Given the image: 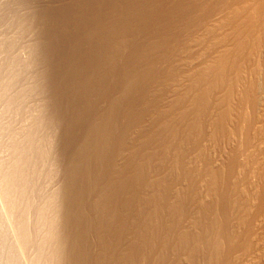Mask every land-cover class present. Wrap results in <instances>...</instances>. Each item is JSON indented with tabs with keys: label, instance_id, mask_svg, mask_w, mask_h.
<instances>
[{
	"label": "bare ground",
	"instance_id": "6f19581e",
	"mask_svg": "<svg viewBox=\"0 0 264 264\" xmlns=\"http://www.w3.org/2000/svg\"><path fill=\"white\" fill-rule=\"evenodd\" d=\"M0 264H264V0H0Z\"/></svg>",
	"mask_w": 264,
	"mask_h": 264
}]
</instances>
